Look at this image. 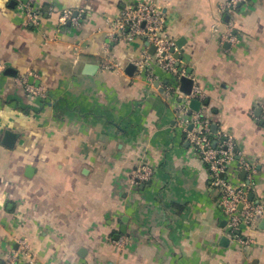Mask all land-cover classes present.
<instances>
[{
	"label": "crops",
	"instance_id": "1",
	"mask_svg": "<svg viewBox=\"0 0 264 264\" xmlns=\"http://www.w3.org/2000/svg\"><path fill=\"white\" fill-rule=\"evenodd\" d=\"M142 1L36 0L38 23L27 24L26 3L0 0L2 263L24 241L35 264H264L262 221L239 231L246 245L228 236L218 192L165 97L170 76L158 72L153 86L127 76L143 41L108 39L105 19ZM149 1L162 9L166 34L185 39L178 61L207 102L199 111L254 169L250 180L232 171V185L251 181V200L264 207V0L225 15L227 0ZM65 10L78 25L59 23ZM217 23H232L236 45L210 32ZM104 58L123 73L102 70ZM85 65H96L95 75H84ZM17 79L45 96H27ZM7 132L16 135L11 148ZM142 162L152 179L132 186ZM120 237L126 243L114 244Z\"/></svg>",
	"mask_w": 264,
	"mask_h": 264
},
{
	"label": "built area",
	"instance_id": "2",
	"mask_svg": "<svg viewBox=\"0 0 264 264\" xmlns=\"http://www.w3.org/2000/svg\"><path fill=\"white\" fill-rule=\"evenodd\" d=\"M246 0H227L220 5L221 14H230L236 11L238 5ZM36 0H28L23 6L27 24H37L39 11L34 8ZM79 16L71 10L59 13V23L65 25L79 24ZM105 22L111 25L108 34L110 42L119 40L133 41L141 39L144 43L139 59L134 63V75L141 77L147 84L153 86L157 80V73L162 72L170 76L169 84L163 88L166 99L174 101V121L184 141L193 149L208 173L210 187L219 195V207L226 220L228 236L239 244L246 245L247 240L239 235L243 227L254 228L264 220V207L250 200L251 181L242 182L239 187L232 185L230 175L232 171L253 173V167L244 161L237 152L233 137L222 132L213 133L209 122L201 111L194 112L189 108L191 100H203L204 96L198 87L193 85L189 95L182 94L179 90V80L187 76L186 67H181L175 53L178 52L175 41L165 31V16L162 9L149 0H144L132 7L123 8L117 15L106 18ZM210 32L219 37L221 43L236 45L238 38L234 33L232 23L226 24L220 30V24L210 27ZM100 68L116 74H122L123 68L109 59L104 58ZM16 83L23 86L24 92L29 97L45 96V90L39 86L28 84L23 79ZM191 126V128H189ZM153 170L144 162L140 163L130 177L132 186H139L151 181ZM240 207V208H239ZM114 244L124 245L123 237L113 241ZM21 256L27 258V264H35L31 257L28 244L18 242V248L6 254L2 264H19Z\"/></svg>",
	"mask_w": 264,
	"mask_h": 264
},
{
	"label": "water",
	"instance_id": "3",
	"mask_svg": "<svg viewBox=\"0 0 264 264\" xmlns=\"http://www.w3.org/2000/svg\"><path fill=\"white\" fill-rule=\"evenodd\" d=\"M27 1L28 0H22V2L24 4L27 3ZM239 6L240 5H238V7ZM76 14L77 13L74 12V16H76ZM226 20H228V17H226ZM66 25L68 26L69 23H67ZM175 45H176L177 50H182V47L185 45V39L184 38H179L178 40H176ZM184 57H186V56H184ZM175 58H177V59L179 58V53L178 52L175 53ZM97 70H98V67L96 65H85L84 69H83V74L87 75V76H93V75H95ZM134 72H135V66L132 63L128 64L125 67V69H124V73L127 76H129V77H132L134 75ZM4 74L8 75V76H14V71L11 70V69H7L4 72ZM186 74H187V76H183V77L180 78L178 90L184 95H189L191 93V90H192L193 85H194V81L190 77L191 69L186 70ZM202 104L203 105H207V102L202 103L201 101H198V100H191L190 103H189V108H190L191 111L198 112L200 110V107H201ZM259 112H260V110L257 109L256 110V116H258ZM189 128H191V126ZM211 131L213 133H216V131H217L216 126H212ZM15 136L16 135H13V134L7 132L5 134V141L3 142V144L5 146L11 148L13 146V141L16 138ZM31 173H32V169L31 168H27L26 171H25V176L29 177ZM249 198H250V200L252 199V195L251 194H250ZM261 228L264 229V221L261 222ZM121 233H125L124 232V226L121 229ZM222 241L227 242V241H225V239H222ZM0 264H2L1 261H0Z\"/></svg>",
	"mask_w": 264,
	"mask_h": 264
}]
</instances>
